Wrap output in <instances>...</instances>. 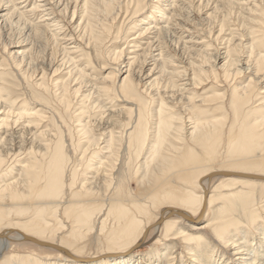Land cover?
Segmentation results:
<instances>
[{
	"label": "bare ground",
	"instance_id": "6f19581e",
	"mask_svg": "<svg viewBox=\"0 0 264 264\" xmlns=\"http://www.w3.org/2000/svg\"><path fill=\"white\" fill-rule=\"evenodd\" d=\"M103 1L104 0H102V3ZM149 1L150 0H129L127 4H133L132 7L134 6L135 9L133 11L132 8L133 12H141ZM82 2L83 4L81 7L84 12L81 14L82 18L80 17L82 22L79 21L80 23L77 27H82L83 29L84 26L86 31H90L94 35L93 41L95 45H93L98 49V45L104 37L102 35L103 33L97 30L98 26L92 24L91 20L93 18L91 16L97 9H95L94 6H96L99 1L84 0ZM105 2L104 11L106 10L108 13H111L113 7L110 5H112V2L115 3L116 1L112 0L111 4ZM122 2L124 4V0ZM193 2H195V0H193ZM193 2L192 4H194ZM37 3H34V0H0V20L2 21L0 23V28L7 31L6 37L8 36L14 39V36L17 35L13 31L14 28H12V26H14L15 30L22 28L27 38L33 36L42 39L44 38L43 35L46 33V29L60 25L58 23L57 25L50 23L48 18L51 16L49 15L48 18L46 17L47 19L45 18V20L37 21L38 23L30 21V16H32L33 12L37 11L38 14V11L43 5H47L46 2V4H41V7L40 5L38 6ZM77 3H79V0ZM180 3L181 4L178 5V0H159V4H153V8L155 9L154 13H158L160 19L156 20L157 17L155 16L153 18L151 17L149 20L144 18L140 21L145 25L142 29H146V34L142 32L143 30H139V38L144 39L148 46L151 44L148 49L151 50V55L154 51L152 49L155 48L156 51L159 52V54L157 53V58L162 59L160 60L161 64L158 69L160 71L159 75H156V78L155 73L147 76L148 82L151 81L148 86H150V89H153V91L156 90V86L160 87V83L163 79L161 77L166 73L168 65L172 63L167 58H164L162 55L163 51L159 50L162 46H158L157 48L155 45L157 42L164 40L159 39L160 35L158 33L162 31L164 34L162 32L160 33L163 34L164 37L173 34L172 32H174L179 23H177L178 19H180V17L185 19L187 17V5H183V1H180ZM31 4L32 6L28 7ZM106 4L108 5L106 6ZM219 4L216 5L220 6ZM228 4L229 6L227 3L224 6L227 5L228 8L234 9L232 5L236 3L233 4L229 2ZM76 6L77 5H75V7ZM221 6L223 7V4ZM203 7L198 6L197 11L203 10ZM247 8L246 12L249 14V16L247 15L249 24L248 30L250 31H248V34L252 37L250 35L246 37H249L246 50L248 51V55L247 58L245 56L246 59L244 58V60H247L245 64L246 70L244 69L245 67L243 70L238 68L245 63L244 61H242L243 64L242 62L239 64L241 59L238 60L230 57V46L226 48L225 52H218L219 55L216 56V61L214 60L215 65L213 62L214 66L208 64L209 67L206 66L208 69H206L203 64H196L194 62L196 60L189 62V71L192 75L191 78L185 80L190 83L191 87L193 86V89H198L203 86L205 82L213 80L214 87L211 94H205L201 96V98H198L192 93L193 90L188 89L190 91L187 92L188 90H186L187 94L184 95L185 97L181 95L180 100L174 99V101L178 102L173 103L174 101L171 102L173 97L169 98L171 101H168V97L165 99L163 96L167 94L166 91H164L165 93L163 94L158 88L157 93H152L154 94L153 103H158V109L154 108L151 110L147 103L139 97H136L137 89L135 84L137 79L133 76L136 68L133 72H130L131 66H136L140 61L141 55L144 54L146 57L147 52L143 51L140 57L136 52L134 53V58L128 59V71L126 70L123 72V69L118 70L126 73V75L121 82L119 80L118 82L116 81V86L120 89L122 95L128 99L125 100V105H122V110H119L120 112L117 114H124V117L121 116L126 120L129 119V116L132 114L134 116L136 112L132 120L134 123L131 125V128L128 129L129 131L125 133L123 129H114L119 126V123L116 122L118 126H113V129L111 128L108 132L106 130L104 132L100 131V133L103 134H98V128V133H96V129L95 132L87 123H84L83 117L91 113L86 105V108H83L79 115L82 132L87 136L86 145L82 146L80 149L81 156L85 157L89 153H93L92 155L95 156L94 160L87 163L86 169L88 170L86 177L81 176V178L80 175L82 173L79 174L80 172L75 168L74 170L71 169L72 173L70 180L68 179V181L65 179L67 168H70L71 153H76V147L72 146L71 149L68 146L66 147L67 144L65 145L62 138L56 140L52 147L48 144V140H43L45 134H38L39 131H36L35 126V124H38L37 127H41L39 125L40 120H37L40 117V111L36 108L29 110L24 106L22 113L18 112V115L16 112L18 118L15 116V122L12 121V124L7 116L8 113L6 114V111H2L6 115L4 114L3 117L0 116V264H162L164 260V264H264V98H259L260 95H264V91L262 92L264 89V28L261 27V25L264 24L261 19L260 21L258 19L261 18L260 13L255 17L253 16V13L258 12L257 6L254 5L252 9L248 10ZM261 8L263 9V7ZM66 10L67 8H65L64 11ZM104 11L102 10L100 13L103 14ZM43 12L45 14V11ZM204 12L206 11L204 10ZM72 13L73 20L78 13V9ZM200 13L201 15L203 14L202 12H199V14ZM213 14L217 15L218 13L215 12ZM213 14L210 15V19ZM242 15L245 16L246 14ZM109 17H106L107 20ZM205 17L202 19L204 22L208 20V18L205 19ZM242 18L243 17H241V21ZM83 21H86L84 22L85 25H82ZM170 21L171 25L169 28L164 30V25V27L160 28L162 24L169 25ZM27 23L30 24L32 27L31 29H28L29 25H27ZM210 23H212V21ZM213 23H215V21H213ZM216 23L218 22L216 21ZM243 33H245V30ZM21 34L22 33H20V35ZM55 34L60 36L59 33ZM55 34L53 35V39L57 38ZM152 35L154 36L149 38V36ZM61 41L62 39L57 38L56 45L58 48L63 51H68L67 46L62 48L63 45ZM161 43L165 42L162 41ZM28 45L26 38L19 37L16 39L15 43L12 40L4 44L3 54L6 55V58L8 56V58L14 62L17 61V58H20V62L18 65L16 64V66L22 68V61H25V57H28L29 54L24 52V47ZM184 46L186 45L184 44ZM192 51L191 49V53ZM195 53H197L196 50L193 54ZM214 56L215 55H213V58ZM65 57L68 58L67 53ZM153 57H156V55ZM122 58H124L122 52H116L113 60L118 62L123 60ZM70 62L71 61L68 63ZM98 62L100 63L99 60ZM108 62L111 64V60H108ZM146 62L147 59L142 60L141 64L143 67ZM89 63L90 62H88V64ZM12 64L14 65V63ZM156 64L153 65L155 66ZM100 66V68L103 69L104 66ZM117 66L118 65H116V67ZM1 67L2 65L0 64V68ZM143 67L140 66L138 72L141 73L142 71L140 70H142ZM22 69L25 70L24 67ZM29 69L30 68H27V72ZM53 70V75H57L56 72L58 69L57 71H55V69ZM244 70L251 76L247 84H234L238 77L243 75L244 72L242 71ZM113 71L116 70L114 69ZM153 71L155 72L157 70L153 69ZM21 72L23 71H20V73ZM69 72H71V70H69ZM85 73L83 69L78 72L76 70L74 72L75 78L71 72L64 82H55L54 86L58 89L56 91H61V98L67 103L68 107L66 106V108H69V99L72 95L79 97V95L82 94V90L86 89H84V84L88 83V79L85 78L87 76ZM120 73L121 72H117L116 76L118 74L120 75ZM168 74L173 75L174 73L171 74V72H169ZM113 75L115 76V74H111L104 77L105 79L103 80L106 83L102 84L103 87H101V85V88L98 87V93L99 91L101 93L98 95L109 96L111 94V86L115 84L113 83ZM21 77H23V75H21ZM164 77L166 76L164 75ZM185 77L186 75H184L183 78ZM138 78L141 82L142 79L140 80L139 76ZM170 79L169 86L177 88V91L183 94V91L187 89L185 88L186 84L177 86L176 82L172 78ZM0 80H3V77H1ZM89 80L91 81V79ZM101 80L102 78L99 81ZM73 81L76 86L73 85L72 87L71 84ZM182 81L184 80L180 82ZM222 81L229 84L230 93L229 91L223 93L220 91L218 84L222 83ZM231 83L234 85L231 86ZM43 84L41 86H43ZM182 86H184L185 89H181ZM171 87L170 90L172 89ZM98 88L96 87V89ZM166 88L167 86L164 89ZM2 90L4 91V87H0V93H2ZM91 90L93 92V89ZM170 90L168 91L170 92ZM175 90L176 89H174V93ZM118 95L120 94L118 93ZM169 95L171 96V94ZM1 98L2 94L0 95V99ZM3 99L4 98H2V100ZM24 99H26V97H24ZM2 100H0V102ZM98 100L100 101L101 99L98 98ZM98 100L96 101L98 102ZM103 100L104 99L98 103H102ZM24 102L26 105L30 103L28 100ZM5 104H7L6 101ZM5 104L1 105L4 106ZM38 106L40 107V105ZM102 106L106 105L103 104ZM90 107L93 106L90 105ZM9 109L13 112L14 108L10 107ZM110 109L106 107V110ZM117 109L115 110L117 111ZM11 111L9 112L10 114L12 113ZM45 111H47V108ZM112 113H114V111ZM45 114H47V112H45ZM117 114H115L116 117H118ZM26 116L33 119L29 121L28 127L34 126L36 131L32 134L31 131H29L32 136L29 139L24 133L26 129L25 131L23 129V134H20L18 129L13 128L14 125L16 126V124H19L18 122H21L20 120H23ZM47 116L45 115V117ZM126 116H128V118H126ZM10 118L14 117L12 116ZM118 118L121 117L119 116ZM102 119L103 118H101V121ZM150 119H153V122L157 120L154 123L155 127H151ZM56 121L59 120L56 119ZM98 121L100 122V120ZM98 121H96L97 124ZM111 123L115 122L112 121ZM111 123L108 122L110 125ZM99 124L104 125V123ZM105 124L107 125V122ZM93 125H95V123H93ZM103 125L102 127H105ZM121 125L123 126V124H120V126ZM28 127L26 128L28 129ZM22 128L25 127L22 126ZM50 133L48 134L50 135ZM27 134L26 131V135ZM103 140L104 147L102 149L104 153L100 155L94 150L95 148L98 149V147L101 148ZM75 157L74 155L73 158ZM83 157H80V163H83ZM12 160L18 161L21 165L19 167H21L22 173L20 174L22 176L20 178H23L22 187L15 186L16 182H9L12 171L10 163ZM132 183L137 185L136 189L131 187V185H133ZM67 193H69V195ZM62 209H64L65 215L73 218L74 225L76 224V227H72L67 236V241L65 240V242L62 240L57 241L56 239L59 238V233L63 231L67 224H64L65 221L62 224L61 221V224L56 225V227L54 225V223L60 222L61 214L59 215V213ZM204 218L208 220L200 223L199 221ZM96 224H101V228L98 226L101 232L108 231L105 236L108 250L101 254L87 255L83 254L84 248L79 246L73 248L72 245L74 243L77 244L86 240V234H89L92 227L95 228ZM98 231L99 229L97 232ZM82 232H85V234ZM97 232H95V234ZM53 235L57 238L53 239ZM152 238L158 242L159 245L156 246L158 248L154 246L150 251L140 252L139 254L136 253L140 247L151 242ZM178 250H182V257L176 261L177 257L174 256L178 253ZM188 256L190 258H188Z\"/></svg>",
	"mask_w": 264,
	"mask_h": 264
},
{
	"label": "rangeland",
	"instance_id": "374dc122",
	"mask_svg": "<svg viewBox=\"0 0 264 264\" xmlns=\"http://www.w3.org/2000/svg\"><path fill=\"white\" fill-rule=\"evenodd\" d=\"M52 1L51 0H49V1H47V0H44V1L43 0H34V3H37L38 6L39 5L41 6V4L42 5L46 4V2H47V5H43V7L41 6L42 8L38 11V14H37V11H36V12L32 13V16H30V18H31L30 21L35 22V23H38L37 21H41L43 19L45 20L46 17L48 18L49 16H51V17L48 18L50 20L49 21L50 23H52L53 25L54 24L57 25V23L60 24V25L57 26L58 28L57 27H51L50 29H46V33L43 35L44 38H42V39L40 38L39 39V38L33 37V36H30L29 38H27L25 36V33H23L22 28L19 29L18 27H16V28H18V29H16L18 31V33H17V31L15 30V27L12 26V28H14L13 31L17 35L14 36V39H11L12 37L11 38L8 37V36L6 37V35H7L6 32L7 31L3 30L2 28H0V64L2 65V67L0 68V78L3 77V80H0V87H4V91L2 90V93H0V95L2 94V98H4L3 100H2V98L0 99V100L3 101V103H2V101L0 102V107H1L0 108V110H1L0 111V116L3 117V115L5 113L6 114L8 113L7 116L9 117V119H10L9 121L12 124V121H14L16 119L15 116L18 118V116H17V114L19 115L18 112H20V113L23 112L22 109L24 108V106H26V108L29 109V110H32V109L36 108L38 111H40L39 112L41 114V115L39 114V116H40L39 118L40 119L38 118L37 120H40L39 125L41 127H37L38 124H35V126H36V131L37 132L39 131L38 134H41V133L45 134V137H44L43 140H48V142H49L48 144L52 147V145L56 142V140L62 138L64 143H65V145L67 144L66 147L68 146V147H70V149H71L72 146L76 147V153H74V152L71 153L72 154L71 162L69 163V167L70 168H67V172H66L67 175H66V178H65L67 180L68 179L70 180L71 173H72L71 171L74 170L75 168H76V170L78 172H80L79 174L82 173L80 175V177L81 176H85L86 177L87 170H88V169H86L87 163L90 162L91 160H94V157H95V156L92 155L93 153H89L90 155L87 154L85 157L81 156L82 154H81V150L80 149L82 148V146L86 145V142H87V136L84 135V132H82L81 122L79 121L80 120L79 119V115H80L81 110L83 108H86V106H87V108H89V112H91V113H89L90 115L87 114L86 116L83 117L84 123H87L90 126V128L93 129V131H95V129L97 131V128H98L99 129V133H98V131L97 132L95 131L98 134H103V133H100V131L104 132L106 130L108 132L109 130H111V128L113 129V126H115V127L118 126V125L120 126V124H123V126L121 125L122 128H121V126L120 127L118 126V127L114 128V129H123V130H125V133H126L127 131H129L128 129L131 128V125H133L134 121H132V120L134 119V116H135L136 112L134 113V116L132 114L131 116H129V119H126V120H124L125 118L123 119V117L125 116L124 114H121L123 117L121 115L117 114V113H119L122 110L123 106L125 105V103H124L125 100H128V99L126 97H124L122 95L120 89L117 88L116 81L118 82V80H119L121 82L122 79L124 78V76L126 75V73H123V72H125L127 70V61H128V59L135 57L134 53L137 52V55L139 57L143 53V51H146L147 55L149 54L148 55L149 57L147 55L145 57L144 54L141 55L139 63H137L136 66L132 65L131 69H130V72L131 71L133 72V70L136 68V71H135L136 73L135 72H134L135 74L133 73V76L137 79L136 84H135L136 89H137L136 90L137 91L136 92L137 93L136 97H139L141 100H143L145 103H147L151 110L154 109V108L158 109V106H157L158 103H153V98H154V94H155L154 92L157 93L158 92V88H159V91L160 92L162 91L161 93H163V94L165 93L164 91H166V93H167L166 95L171 94V96L170 95L166 96L165 94L164 95L162 94L165 97V99H167V97H168V99H167L168 101L172 100L171 102H173L174 99L175 100L178 99V101H179L180 98H181V95L183 97H185L184 95H186L187 92H189L190 90H193L192 93L195 94L196 97H198V98H201V96H203L205 94H211L213 92V87H214V81L213 80H209V81L205 82L204 85L199 87L198 89H193V86L191 87L190 83H188V81L185 80V79L191 78V75H192V73L189 71L190 70V63H189L190 61L196 60V61H194L196 64H200V65L203 64V66L205 68H206V66L209 67L208 64L210 66H214L215 65L214 60L216 61V58H217L216 56H218L219 53L225 52L226 48L230 46V49H231L230 57L238 59V60L241 59L239 64H241V62L244 61L245 63L243 64V62H242L243 65H240L238 68L243 70V68L245 67L244 69L246 70L245 64H246L247 60H244V58H245V56L247 58V55H248V51H246V50H247V43L249 41V37L248 38H246V37L248 35H250V34H248L250 31L248 30L249 29L248 28L249 24H248V17H247V15L249 16V14H247L246 8L248 7L247 8V10H248V9H252L254 7V5L257 6L258 7L257 8V10H258L257 13L258 14L257 13H253V16L255 17V16L259 15V13H260V17L261 18H258V19H259V21L261 19V21L264 24V17H263L264 16V5H262V4H264V0H237V1L236 0H231V1L230 0H217L219 2H217L216 0H214V1L213 0H208V1H206V0L204 1L203 0V3H202V0H195V2H193V0H186L187 2L185 0H178V5L181 4L180 1H183V5H185V6L187 5L186 6L187 7V9H186V14L187 15L185 14L187 17L185 19L180 17V19H178L177 23L178 22L179 23H178L176 29L174 30V32H172L173 34H171V35H168V36L164 37L163 36L164 33L162 31H160V32L163 33V34H161L158 31L159 32L158 34L160 35L159 39L160 40L164 39V40H161V41L157 42L155 45L157 46V48H158V46L159 47L162 46V47L159 48L160 51L161 50L163 51L162 55L164 56V58H167L168 60H170L173 64L171 63L170 65H168L166 73L162 75L163 77H161L163 79H162V82L160 83V87L156 86V88H155L156 90L153 91V89H150V86H148L151 83V81L148 82L147 76L149 74L152 75V74L155 73V78H156L157 77L156 75H159L160 71L158 69L160 68L159 67V65L161 64L160 60H162V59L157 58V53L159 54V52L156 51L155 48L152 49L154 51H153V53L151 55V50H148L150 48L149 46L151 44L148 46L147 42L144 39L139 38V34H140V31L143 30L142 28L145 26V25H143L144 23L140 22L142 19L145 18V19L149 20L151 17L153 18L155 16L157 17L156 20L160 19L159 16H158L159 14L158 13L157 14L154 13L155 9L153 8V6H154L153 4H155V5L159 4V0H150L149 1L150 3L148 2L149 4L147 3L146 6L143 7L141 12H136V11L133 12L135 10L134 6L132 7L133 4H131V3L127 4L129 0H127V2H126V0H124V4L122 2L123 0H115L116 1L115 3L112 2V0H104L103 3H102V0H97V1H99V3L98 2H97L98 4L95 3V4H97L96 5L97 7L94 6V8L95 9L97 8L95 10V12L96 11H99V12H96L97 15L94 12V14L91 16L93 18L91 21H92V24H95V25L98 26L97 30H99L101 33H103L102 35H103L104 39L102 38V41L101 42L99 41L100 43L98 45L99 46L98 49L96 48V46H94L95 45L94 41H93L94 35L90 31H86L84 29V26H83V29H82V27H80V28L77 27L78 24L80 23L79 21H81L80 20V17L82 16L81 14L84 12V11H82L83 8L81 7L82 4H83L82 1H84V0H79V3H77L78 0H52ZM80 1H81V3H80ZM105 1L107 3L109 2L108 4H111V2H112V5H110V6L113 7L111 13H108L106 10L104 11V9H105L104 2ZM153 1H155V2H153ZM191 1L195 4L196 7L194 6V4H192ZM224 1H227V2H224ZM261 1H262V3H261ZM50 2H52V3H50ZM229 2H231L233 4L236 3L235 4L236 7H235V5H232L234 7V9L228 8V6H229L228 3ZM121 3H122V5H121ZM224 3L225 4L227 3L228 6L227 5L224 6L225 5ZM99 4H101L103 8ZM108 4H106V6ZM216 4H219L220 6H218ZM222 4H223V7L221 6ZM65 5H67V6H65ZM75 5H77L79 8L77 6L75 7ZM31 6H32V4L30 6H28V7H31ZM198 6L199 7L200 6H202V7L204 6L203 7L204 9L199 11V12L203 13L202 15H201V13L199 14V12L197 11V7ZM205 6L207 8L209 7L210 9L209 8L207 9ZM213 6H214V8H213ZM45 7L48 10H46ZM80 7H81V9H80ZM118 7H119V9H118ZM164 7H165V5H164ZM220 7L223 9V11H222V9ZM261 7H263V9ZM65 8H67V10L69 9L68 12H67V10L64 11ZM124 8H125V10H124ZM132 8H133V11H132ZM77 9H78V13H77L78 16L75 15L74 19L72 20V14H73L72 12L73 11H77ZM79 9L81 10V13H80ZM102 10L104 11V13H103L104 15L102 13H100ZM204 10L207 13L204 12ZM239 10H241V11H239ZM40 11H42V12L45 11V14H44V12L42 13ZM47 11H49V12H47ZM242 11H243V13H242ZM197 12H198L199 15L197 14ZM210 12L211 13L212 12L213 13L216 12L218 14L214 15L212 13L213 16L210 19L209 17H210V15H212ZM105 14H106V16H105ZM191 14H194V15H191ZM242 14H244V15L246 14V15L243 16ZM52 15H55V16H52ZM218 15H219V17H218ZM148 16H149V18H148ZM188 16H190V17H188ZM202 16L203 17L206 16L205 19L208 18L209 21L208 20H205V22H204V20L202 21V19H204ZM106 17H109L108 20H107ZM141 17H143V18H141ZM241 17H243L242 21H241ZM117 19H118V21H117ZM133 19H135V20H133ZM93 20H95V21H93ZM211 21H212V23H210ZM213 21H215V23H213ZM216 21L218 23H216ZM1 22L2 21L0 20V23ZM84 22H86V21H83L82 25H85ZM209 24H210V26H209ZM27 25H29L28 29L32 28L30 26V24L27 23ZM167 25L168 24H162L160 28L164 27V30L169 28L170 25H171V21H170V24L168 26ZM194 25H197L198 27L194 26ZM261 27L264 28V25H261ZM214 28H215V30H214ZM61 29H63V30H61ZM49 30H51V31H49ZM244 30H245L246 35H245V33H243ZM19 31H20V33H22L21 35H20ZM145 31H146V29L143 30L142 32L144 34H146ZM55 33H57V34L59 33L60 36H57ZM54 34L57 36L58 39H62V41H61V43L63 45L62 48L64 46H67L68 47V51H63V50H60V48H58V46L56 45L57 38L53 39L54 38L53 37ZM153 36L154 35L149 36V38H151ZM19 37L20 38L21 37L26 38L27 39V43L29 44L28 46L24 47V52L29 53L28 57H25V59H24L25 61H22V64H24V65L21 64L22 68L24 67L25 70H23L20 67L18 68V66H16V64L17 65L19 64L20 58L16 59L17 60L16 61L17 63H16V62L12 61L11 59H9L8 56L6 58V55L3 54V52H4V50H3L4 49V44L5 43H9L12 40L15 43L16 39H18ZM126 41H127V45H126ZM162 41L165 42V43H161ZM235 41H236V44H235ZM184 44L186 46H184ZM86 46H87V49H86ZM146 46H147V48H146ZM94 47H95V49H94ZM188 47H189V49H188ZM243 47L244 48L246 47V48L244 49ZM190 48L193 50L192 53H191V49ZM184 49L187 50V51H185ZM94 50H95L96 54H95ZM195 50L197 52L195 54H197V55L193 54V52H195ZM116 52H122V54L124 56V58H122L123 60L118 61V62L113 60L114 59V55H115ZM164 52H166V53H164ZM66 53L68 55V58L65 57ZM97 53H99V54H97ZM182 53H184V54H182ZM105 55H106V57H105ZM154 55H156V57H153ZM191 55L194 56V57H192ZM213 55H215L214 58H213ZM138 56H137V58H138ZM111 57H112V59H111ZM143 59H147V62H146L144 67L141 64ZM155 59H156V62H155ZM30 60H31V62H30ZM98 60L100 61V63L98 62ZM108 60H111V64H110V62H108ZM69 61H71V62L68 63ZM73 61H74V63H73ZM33 62H34V64H33ZM88 62H90V63L88 64ZM212 62L214 63V65H213ZM12 63H14V65ZM30 63H32V64H30ZM153 64H156L158 67L156 65L154 66ZM100 65L104 66L103 69L100 68L101 67ZM116 65H118V66L116 67ZM119 65H121V66H119ZM188 65H189V67H188ZM25 66L27 68H30L28 70V72H27V68ZM140 66L143 67V69L140 70V71H142L141 73L138 72V69L140 68ZM75 67H76V69H75ZM119 67H121V68H119ZM132 67H133V69H132ZM56 68L58 69V71H57ZM71 68H74V69H71ZM15 69H17V70H15ZM53 69H55V71H57L56 72L57 75H53L54 74V70ZM82 69H83V71L86 72L85 74L87 76L85 75L86 76L85 78L88 79L87 80L88 83H85L86 85L84 84V89L85 88L86 89L82 90V94L83 95L81 94V95H79V97H77L75 95H72L70 97V99H69V101H70L69 108H66L67 103L62 100L61 91H56L58 89L55 88V86H54L55 82H58V81L64 82L68 78V76L70 75L71 72L73 73V77L75 78L74 72L76 70H77V72L78 71H82ZM84 69H86L87 71L84 70ZM114 69L117 72H121L120 75L118 74L116 76L117 72L113 71ZM119 69L120 70L123 69V72L122 71H118ZM153 69L157 70L158 72L157 71L154 72ZM206 69H208V68H206ZM69 70H71V72H69ZM171 70L173 71L174 74L172 73ZM245 70L242 71V72L247 73V71H245ZM20 71H23V72L20 73ZM168 71L171 72V74H173V75H169ZM23 73H25V74H23ZM244 73H243V75H241V77H238L237 81L234 84H237V85L240 84V83H242L243 85L247 84V82L249 81V78H251V76L249 75V73H247V74H244ZM16 74H17V76H16ZM111 74H115V76H116L115 77L113 75L114 76L113 83H115V84H114V86H111V94L109 96L98 95L100 93V91L98 93L99 88L103 87V85H102L103 83H106L103 80V79H105L104 77H107V75L109 76ZM121 74H122V76H121ZM187 74L189 75V77H188ZM21 75H23V77H21ZM89 75L93 79L90 78ZM164 75L166 77H164ZM184 75H186L185 78H183ZM53 76H55V77H53ZM120 76H121V78H120ZM138 76L140 77V80L141 79L143 80V82H142V80H141V82L139 81ZM169 76H171V77H169ZM118 77H119V79H118ZM173 77L175 79H178V80H175ZM101 78H102V80L99 81ZM170 78H172L176 82L177 86L182 85V84H186L187 85V86L185 85V88H187V89H185L184 86L181 87V89H185V91H183V94L180 93L179 91H177V88H173V87L169 86V83L171 81ZM89 79H91V81ZM96 80H98L99 82L96 81ZM179 80L180 81L184 80V81L180 82ZM42 84H43V86H41ZM234 84L231 83V86H233ZM71 85H72V87H73V85H75L74 81L72 82ZM100 85H101V87H100ZM45 86H46V88H45ZM163 86H164V88L167 86V88L164 89ZM96 87L97 88L99 87V88L96 89ZM170 87L172 88L171 90H170ZM218 87L220 88V91H222V93L225 92V91H229V93H230V91H231L230 87H229V84L225 83L224 81H222V83H219ZM43 89L45 90V92H44ZM91 89H93V92H92ZM174 89H176L175 93H174ZM188 89H190V90H188ZM117 90H118V92H117ZM168 90H170V92L171 91L172 92L170 93ZM186 90H188V91L186 92ZM26 91L29 94H27ZM263 91H264V89L262 90V92ZM90 92H91V95H90ZM168 92H169V94H168ZM59 93H60V95H59ZM118 93L120 95H118ZM152 93H154V94H152ZM121 95H122L123 98L121 97ZM28 96H29V98H28ZM102 96H104L105 98L102 97ZM24 97H26V99H24ZM98 98L101 99V100L104 99L102 101V103L105 102L103 104L106 105V106H102L103 105L102 103H98V102H101V100L99 101ZM169 98H172V99L170 100ZM259 98H264V95H260ZM25 100L30 101V103H28L26 105V103L24 102ZM96 100H98V102ZM108 100H109V102H108ZM5 101L7 102V104H5ZM178 101H174L173 103H177ZM89 102H90V105L93 106V107H90ZM11 103H12V106H11ZM33 103H35V104H33ZM135 103L137 104L136 101H135ZM1 104H5L4 106H5L6 110H5L4 106L1 105ZM14 105H15V107H14ZM38 105H40V107ZM7 107H8V109H7ZM10 107L14 108L13 112L9 109ZM45 107L47 108V111H45L46 110ZM106 107H108V109L111 108L112 110L111 109L110 110H106ZM176 107H178V106H176ZM115 109H117L118 112ZM3 110L6 111V112L5 113L2 112ZM8 110H10L12 113L10 114L9 113L10 111H8ZM113 111H114V113L116 112L115 114H117L118 117L120 116L121 118L116 117V115L114 113H112ZM16 112H17V114H16ZM45 112H47V114H45ZM104 112L107 113V114H105ZM53 114H54V116H53ZM9 115H11V116H9ZM45 115L46 116L48 115V116L45 117ZM114 115H115V117H114ZM12 116L14 118H10ZM87 116H88V118H87ZM107 116H108V119H107ZM28 117L29 116H26L23 120H20L21 122H18L19 124H16V126L14 125L13 128L14 129H18L20 134H23V132L26 129L27 133L30 136L28 134L26 135V131L24 133H25V136L28 137V139H29V138L32 137L31 134L35 133L36 131H35V127L34 126L33 127H31V126L28 127L29 121L33 120L32 118L29 117L30 118L29 119ZM101 118H103L102 119L103 122L101 121ZM126 118H128V116H126ZM56 119L59 120V121H56ZM41 120H43V121H41ZM98 120H100V122ZM111 120L113 122H115V123H111L112 122ZM96 121H98V124H97ZM156 121L157 120H155L153 122V119H150L151 127H153V126L155 127L154 123ZM106 122H107V125L105 124ZM108 122L111 123V125L108 124ZM116 122H118L119 124L116 123ZM93 123H95V125H93ZM99 123H104V125L103 124L100 125ZM61 124H62V126H61ZM116 124H118V125H116ZM31 125H33V124H31ZM46 125H48V126H46ZM102 125L105 126V127H102ZM19 126H21V127H19ZM22 126L25 127V128H22ZM92 126H95V127H92ZM109 126H111V127H109ZM26 127H28V129ZM29 128H30V130H29ZM23 129H24V131H23ZM29 131H31V134H30ZM45 131H48V132H45ZM48 133H50V135ZM125 133H124V136L126 137ZM80 134H81V136H80ZM33 136H34V134H33ZM54 139H55V141H54ZM103 142H104V140L102 141L101 148L98 147V149L95 148V150H94L97 153H99L100 155H101V153H104V150L102 149L104 147ZM74 155L76 156L75 158H73ZM80 157L81 158L83 157V159H84L83 163H80V159H81ZM12 162H13L14 165L12 164ZM19 166H21V165L18 163V161H16V160H12L11 161L10 168H12L13 172L11 171L9 182H16L17 183V181L19 180L17 185L15 183V186L22 187V185H23L22 179L23 178H20V177H22L20 175L22 173H21V169H20L21 167H19ZM72 167H74V168H72ZM68 171H69V173H68ZM68 174H69V176H68ZM132 184L133 185H131V187L136 189L137 185H135V183H132ZM67 194L69 195V193H67ZM59 215H60V222L58 221L57 223H54L55 227H56V225L61 224V221H62V224L65 221L64 224H67L68 226L66 225V227L63 229V231H62L63 233L62 232L59 233L60 234L59 238L55 237V235H53L52 238L53 239L57 238L56 239L57 241L58 240L59 241L62 240V241L65 242V240L67 241V236L70 233L72 227H76V224L74 225L73 218H70L68 215H65L64 209H62L60 211ZM66 220L69 221V222H67ZM205 220H208V219L204 218V219H201L199 222L201 223V222H204ZM98 226L101 228V224H99V225L96 224L95 228L92 227V230L89 232V234L88 233L86 234V240L85 241L83 240V241H81V243H77V244L74 243L72 245V247L76 248V246H79L81 248H84L83 254H87V255H96V254H101V253L106 252L108 250V246H107V243L105 242V236H106L108 231H102L101 232L100 228ZM68 228H69V230H68ZM96 229L97 230L99 229V231L97 232ZM95 232H97L98 234L97 233L95 234ZM82 233L85 234V232H82ZM91 233L93 234V237H92ZM94 235H96V236H94ZM95 237H97V238H95ZM95 239H96V242H95ZM151 240L152 241L147 243L145 246L140 247L138 249V252H136V253L139 254L140 252L150 251L154 246L156 247V246L159 245L158 242H156L155 239L152 238ZM93 247H95V248H93ZM156 248H158V247H156ZM144 250H146V251H144ZM181 253H182V250H180V251L178 250V253L174 256V257H177L176 261L181 259V257H182ZM188 258H190V257L188 256ZM163 259H164V257H163ZM164 261H162V264H164Z\"/></svg>",
	"mask_w": 264,
	"mask_h": 264
}]
</instances>
